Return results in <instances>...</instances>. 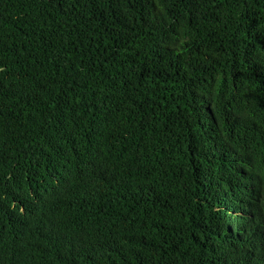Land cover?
<instances>
[{
    "label": "trees",
    "instance_id": "obj_1",
    "mask_svg": "<svg viewBox=\"0 0 264 264\" xmlns=\"http://www.w3.org/2000/svg\"><path fill=\"white\" fill-rule=\"evenodd\" d=\"M0 264H264V0H0Z\"/></svg>",
    "mask_w": 264,
    "mask_h": 264
}]
</instances>
